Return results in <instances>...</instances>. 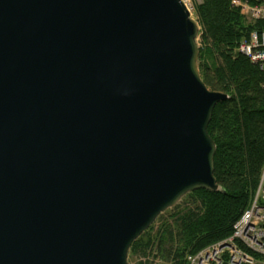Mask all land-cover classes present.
Instances as JSON below:
<instances>
[{"label": "water", "instance_id": "water-1", "mask_svg": "<svg viewBox=\"0 0 264 264\" xmlns=\"http://www.w3.org/2000/svg\"><path fill=\"white\" fill-rule=\"evenodd\" d=\"M199 29L181 0H0V264H129L220 189Z\"/></svg>", "mask_w": 264, "mask_h": 264}, {"label": "trees", "instance_id": "trees-1", "mask_svg": "<svg viewBox=\"0 0 264 264\" xmlns=\"http://www.w3.org/2000/svg\"><path fill=\"white\" fill-rule=\"evenodd\" d=\"M194 14L200 27L201 78L210 90L228 96L215 105L207 126L216 146L213 175L220 189L193 190L183 197L185 208L173 207L177 230L164 229L158 248L170 264H183L186 253L231 234L255 193L264 164V72L237 50L250 31L264 23L247 20L231 0H200ZM146 231L132 242L129 252L145 256L151 251L152 239L143 240Z\"/></svg>", "mask_w": 264, "mask_h": 264}, {"label": "built area", "instance_id": "built-area-1", "mask_svg": "<svg viewBox=\"0 0 264 264\" xmlns=\"http://www.w3.org/2000/svg\"><path fill=\"white\" fill-rule=\"evenodd\" d=\"M190 16L200 0H181ZM247 20L264 23V0H231ZM195 18V16H194ZM237 50L264 72V27L250 31ZM183 264H264V164L255 193L231 234L196 253H186Z\"/></svg>", "mask_w": 264, "mask_h": 264}, {"label": "rangeland", "instance_id": "rangeland-1", "mask_svg": "<svg viewBox=\"0 0 264 264\" xmlns=\"http://www.w3.org/2000/svg\"><path fill=\"white\" fill-rule=\"evenodd\" d=\"M197 43L200 46L199 34L197 37ZM176 204H180L177 207V211H181L185 208L184 205H186L183 197ZM176 204L160 213L156 220L148 227L149 229L147 228L148 230H145L148 234L144 235L143 240H147L148 238L152 239L153 245L151 247V251L145 256L140 252L128 251L127 261L129 264H170V262L164 259L162 254L159 253L158 248L161 247L160 245H163L160 236L162 235L164 229L169 228V230L172 231L177 230V211L176 208H173Z\"/></svg>", "mask_w": 264, "mask_h": 264}, {"label": "bare ground", "instance_id": "bare-ground-1", "mask_svg": "<svg viewBox=\"0 0 264 264\" xmlns=\"http://www.w3.org/2000/svg\"><path fill=\"white\" fill-rule=\"evenodd\" d=\"M235 8H237L238 10H239V8L238 7H236V6H234ZM192 17V16H191ZM200 30V29H199Z\"/></svg>", "mask_w": 264, "mask_h": 264}]
</instances>
